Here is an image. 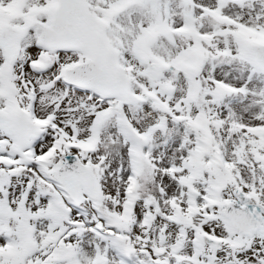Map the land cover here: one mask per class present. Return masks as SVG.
I'll return each instance as SVG.
<instances>
[{"label":"snow or ice","instance_id":"snow-or-ice-1","mask_svg":"<svg viewBox=\"0 0 264 264\" xmlns=\"http://www.w3.org/2000/svg\"><path fill=\"white\" fill-rule=\"evenodd\" d=\"M0 264H264V0H0Z\"/></svg>","mask_w":264,"mask_h":264}]
</instances>
